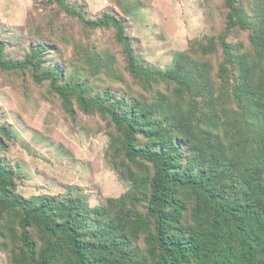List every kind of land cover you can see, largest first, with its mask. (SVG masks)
<instances>
[{
  "label": "trees",
  "instance_id": "16d2710c",
  "mask_svg": "<svg viewBox=\"0 0 264 264\" xmlns=\"http://www.w3.org/2000/svg\"><path fill=\"white\" fill-rule=\"evenodd\" d=\"M47 1L85 29L112 28L125 70L143 89L173 86L177 100L187 92L191 76L185 64L159 72L137 61L121 16L88 19L66 0ZM224 7L218 77L225 94L215 97V106L227 98L237 111L222 107L210 123L222 130L228 153L211 133L206 139L174 137V128L136 98L109 91L88 97L80 84L59 83L56 68L42 70L44 46L30 45L29 55L12 60L0 40V71H28L34 83L47 82L71 120L75 99L85 115L95 113L109 123L114 146L109 160L130 184L119 198L94 207L46 196L34 202L17 194L15 174L0 156V242L10 243V264H264V31L258 21H249L237 0H224ZM235 30L248 33L252 61L235 55L228 44ZM187 65L193 68L191 61ZM228 69L237 74L230 86ZM1 136L10 138L2 126L0 153L5 149Z\"/></svg>",
  "mask_w": 264,
  "mask_h": 264
},
{
  "label": "rangeland",
  "instance_id": "374dc122",
  "mask_svg": "<svg viewBox=\"0 0 264 264\" xmlns=\"http://www.w3.org/2000/svg\"><path fill=\"white\" fill-rule=\"evenodd\" d=\"M66 2L88 19L105 13L121 16L142 66L164 72L185 64L191 78L181 100L175 98L173 86L152 84L151 89H143L125 70L124 53L112 28L85 29L47 0H0V40L6 58L20 60L30 54V45L44 46L42 70L56 68L59 83L80 84L88 97L109 91L136 98L157 112L164 126L174 128V137L197 134L206 139L211 133L228 153L222 130L210 123L217 121L222 107L237 111L227 98L215 106V97L225 94L218 77L222 64L218 37L227 14L224 0ZM237 2L249 21H258L264 31V0ZM227 42L235 55L254 59L247 32L235 30ZM188 61L193 68L188 69ZM227 75L230 86L237 74L228 69ZM72 111L71 120L59 98L49 92L48 83H34L30 72L0 71V126L10 133L8 141L1 136L5 149L0 156L15 174L17 194L34 202L42 196L77 199L94 207L99 201L119 198L130 188L109 160L114 148L109 123L95 113L85 115L75 99ZM9 226L16 230L15 225ZM137 243L142 251V242ZM9 245L0 242V264H10Z\"/></svg>",
  "mask_w": 264,
  "mask_h": 264
}]
</instances>
